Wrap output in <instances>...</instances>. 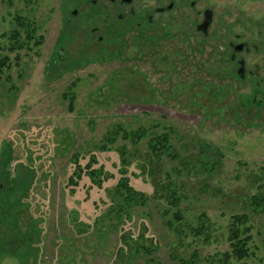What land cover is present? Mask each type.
<instances>
[{
	"label": "rangeland",
	"instance_id": "374dc122",
	"mask_svg": "<svg viewBox=\"0 0 264 264\" xmlns=\"http://www.w3.org/2000/svg\"><path fill=\"white\" fill-rule=\"evenodd\" d=\"M169 1L133 0L130 7L153 12ZM29 3L0 0V35L19 12L32 17L43 40L16 53L0 38V58H10L0 75V264H151L143 254L115 258L119 235L138 234L141 223L146 243L157 247L150 258L173 264L170 252L178 248L185 261L198 255L193 264H217L216 253L229 248L230 215L243 212V198L264 194V0H174L171 11L154 14L142 29L127 17L119 21L110 0ZM205 9L213 13L207 35L195 29ZM229 41L248 45L239 56L257 76L228 75ZM157 122L176 130L177 149L157 166V178L174 169L186 195L201 201L180 204L190 217L179 240L164 225L166 205L158 200L118 226L95 223L110 204L106 190L118 178V155L94 147L117 123ZM90 152L94 166L114 177L97 188L83 176L72 193L71 156L78 153L85 165ZM175 158L190 160L192 169ZM129 173L138 170L132 165ZM133 176L132 187L152 195L150 179ZM202 211L205 229L196 233L189 223H199ZM263 214L251 218L247 264L264 262ZM25 231L28 243L20 245L12 235Z\"/></svg>",
	"mask_w": 264,
	"mask_h": 264
},
{
	"label": "trees",
	"instance_id": "16d2710c",
	"mask_svg": "<svg viewBox=\"0 0 264 264\" xmlns=\"http://www.w3.org/2000/svg\"><path fill=\"white\" fill-rule=\"evenodd\" d=\"M26 1L30 2V5H33L37 0ZM13 19L15 24L11 25L8 32L0 35V38H5L8 42L7 48L4 50L18 53L20 50L32 51L37 49L43 40L41 35H37V26L32 17L22 16L17 12ZM9 59L7 55H3L0 58V75L10 69ZM16 59H19L18 54H16ZM71 108L69 107V109ZM160 127L164 131L158 133L156 130ZM175 131L171 126H165L161 122H157L155 124L151 123L148 126H137L136 128H125L120 123H117L112 126L110 131L106 132L105 136L94 147V150L99 152L115 151L117 153L118 178L115 185L106 190V196L110 204L106 211L96 219L95 223L100 224L101 221H107L114 222L118 226L124 221L132 220L139 212L146 214L145 210H147V207L153 205L154 201L158 200L166 205L165 208H160V215L167 230L171 234L173 233V236L177 240L181 238L186 229L189 228H184L183 226L188 221L189 215L184 219V213L187 212L179 209L180 204L183 202L188 203L187 205L190 202L198 204L201 201L197 196L195 198L192 195H186V191L183 190L182 186L174 178V169H169V171L164 173L161 172L163 175L158 176V178L156 176L157 166L162 163V160L168 156L176 157L174 151L177 149L173 142H171V136L176 135ZM182 147L184 146L182 145ZM199 147L204 148L202 144ZM71 157L73 170L68 177L67 185L71 187L72 193L83 176L88 177L91 185L97 188H102L104 182L114 177L102 165L94 166L97 165L98 160L91 152L85 165L80 164L78 153L73 154ZM176 160L187 169H192L190 160L187 163H183L178 158H175L174 161ZM4 163H7V160ZM132 165L138 170L137 174L129 173V168ZM129 175H134L133 177L147 176L150 179V183L154 186L152 195H148L132 187ZM162 176L164 177V181L162 180ZM242 202L241 208L243 212L234 213L229 217L228 224L226 225V240L229 248L224 252L216 253L214 261L217 264H247L251 253H253L251 247L253 236L250 233L253 229L251 218L253 215L264 213V194L257 192L243 198ZM0 204H2V201H0ZM205 215V212L202 211L197 216L200 222H197L193 228H191L189 223L190 229L196 233L205 229L202 224V219ZM169 216L172 218L170 217L168 220ZM139 227L140 232L134 236L125 231H122L119 235L121 245L116 250V260L118 261L123 257L135 258L143 254L148 257L149 263L162 264L160 261L150 258L157 247L153 246L152 243H146L147 240L144 233L147 230L146 226L141 223ZM27 235L28 231H25L21 236L19 232L12 236H16L14 239L18 244L25 245L28 243ZM260 240L262 247H264V227ZM33 248L34 252H36V245ZM170 253L172 254L170 256L173 264H193L198 258V255H193L189 261H185V257L181 255L178 248L173 249ZM15 254L19 257L17 252ZM20 262L21 264H26L22 259H20Z\"/></svg>",
	"mask_w": 264,
	"mask_h": 264
},
{
	"label": "flooded vegetation",
	"instance_id": "af4514ba",
	"mask_svg": "<svg viewBox=\"0 0 264 264\" xmlns=\"http://www.w3.org/2000/svg\"><path fill=\"white\" fill-rule=\"evenodd\" d=\"M92 1H94V2H92ZM132 1L133 0H131L130 2H126V0H110V2L114 5L115 10L118 11L117 12L118 13L117 19L119 21H122V20H124L125 17H127L128 20L132 22L133 26H135L136 28H140V29H142L148 25H151V23L153 22L154 14H163L165 12H169L174 7V0H170L169 3L165 6L155 7L153 9V12L152 11H146V12L136 13L135 10L130 7ZM91 2L94 4L96 2V0H91ZM190 5L193 6L194 2H191ZM169 6H171V8H169ZM122 10H126V12H127L126 15H124L122 12H120ZM206 10L207 9L203 10L202 12H198V15L201 16V20L199 23L196 24V27H195V29L203 35H207L208 29L206 31H202L201 29H197V26L203 21L204 12ZM72 13L75 15L76 10L72 11ZM212 19H213V13H212ZM145 21H147V23H145ZM240 44H241V46L239 47L238 45H240ZM226 48H230V50H231L230 55H229V63L231 64V67H229L230 68V71L228 73L229 76H233L234 78H239V79L244 80L246 78L247 74L252 75V76L258 75L257 71L255 73H253L252 71H249V70L247 71L244 58L239 56L243 52L249 53L250 49L246 43H244V42H235L234 43L232 41H229L227 46H225V49ZM224 74H225V76L227 75L226 73H224ZM257 85H258V83H257ZM227 88L228 87L226 85L223 89L226 90Z\"/></svg>",
	"mask_w": 264,
	"mask_h": 264
},
{
	"label": "water",
	"instance_id": "95a60500",
	"mask_svg": "<svg viewBox=\"0 0 264 264\" xmlns=\"http://www.w3.org/2000/svg\"><path fill=\"white\" fill-rule=\"evenodd\" d=\"M131 0H126V2H130ZM94 2V1H92ZM169 8H171V6H169ZM211 21H212V11L207 9L205 12H204V19L203 21L197 26V29H201L202 31H206L208 29V27L210 26L211 24ZM239 47L241 46L238 45Z\"/></svg>",
	"mask_w": 264,
	"mask_h": 264
}]
</instances>
